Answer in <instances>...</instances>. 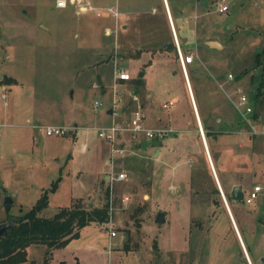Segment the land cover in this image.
<instances>
[{"label": "rangeland", "instance_id": "rangeland-1", "mask_svg": "<svg viewBox=\"0 0 264 264\" xmlns=\"http://www.w3.org/2000/svg\"><path fill=\"white\" fill-rule=\"evenodd\" d=\"M216 1L178 0V5L187 32L182 51L197 55L186 71L201 126L215 134L234 132L242 146L219 134L217 142H209L231 214L216 190L177 52L162 51L163 42H170L162 0H83L93 9L86 13L69 4L58 9L55 0H0V82L17 81L4 84L6 104L0 99V115L14 117L7 121L13 127L0 132V224L28 212L44 193L48 207L42 218L76 200L87 208L103 205L104 190L95 191L92 181L98 170L110 173V148L97 137L101 124L94 117L110 105L115 67L132 79L117 86L126 101L130 84L141 79L136 95L144 104L146 127L173 133L158 140L161 147L154 143L144 158L134 153L115 161L114 170L125 176L110 185L116 199L111 222L84 227L77 238L51 251L50 264H248L234 222L251 264H264V148L249 154L252 143L238 135L242 130L251 139L249 127L219 87L229 73L235 78L246 69L233 85L248 93L256 89L250 79L264 72V0H227L225 13L217 12ZM111 7L119 14L116 31L114 19L98 16ZM155 10L154 23L148 15ZM137 12H144L148 23L124 29L136 22ZM206 38L223 49H207ZM170 101L173 106L164 109ZM95 102L104 107L94 111ZM27 118L31 125H39L35 118L40 125L76 123V139L37 131L35 141L31 133L17 145L5 135L24 131ZM255 185L262 191L250 205L228 198L234 186L247 194ZM12 193L6 211L3 202ZM158 210L164 223L154 222ZM46 250L28 247V259L42 264Z\"/></svg>", "mask_w": 264, "mask_h": 264}, {"label": "built area", "instance_id": "built-area-1", "mask_svg": "<svg viewBox=\"0 0 264 264\" xmlns=\"http://www.w3.org/2000/svg\"><path fill=\"white\" fill-rule=\"evenodd\" d=\"M226 1L227 0L216 1V9L218 13H225L228 11V7L227 5H225ZM68 4L76 7L79 13H86L88 11L93 10L91 6L85 4L83 0H55V7L58 9H63ZM98 16L113 17L114 19H117L119 14L115 8L111 7L105 12L98 13ZM174 44L179 58L182 74L186 76V66L193 62L195 55L193 53H183L175 36ZM124 77V70L119 67H115L113 71V82L111 86V101L109 107L105 108L111 111L110 115L111 117H113L114 120L109 125L95 128L97 137L103 140L110 148L111 162L114 159H118L128 154H134L135 150L131 149L130 147L137 146L140 141H158L173 134L170 129H152L146 127V117L143 108L140 104L139 97L132 92H127L128 101H126L124 95L125 93L123 91L118 90L117 88L118 85H121V80ZM226 80L227 84H221L219 85V87L226 95L228 101L240 115L244 124L249 127L247 133L252 137L264 136V109L260 112L258 117L254 119L253 114L255 107L254 100L251 94L248 93L243 86L239 84L233 85L234 76L231 73L227 75ZM230 85H233L231 94L227 93V90L225 89ZM92 87L93 89H98V85L95 83ZM0 99L4 104H6L7 89L4 85H0ZM128 103H131L133 107L127 114L124 113L123 110L126 106H128ZM173 103V101H170L169 103L162 105V107L166 110L170 109L173 106ZM103 107L104 105L101 102H95L93 104L94 111H97L98 109ZM28 124L32 131H40L45 137L50 138H57L69 135L72 131L76 129L75 127H60L54 125H31V123ZM5 127L6 125L0 124V132ZM124 176V172L121 171L116 174L111 173L108 178L109 181L112 183L113 181H122L124 179ZM261 191L262 188L259 185H255L250 190H248L247 194L243 192L244 196L242 202L246 205L252 204ZM108 207L110 213L108 222H111V216L115 211L113 208L112 193H110ZM110 236L114 237L115 233L111 231Z\"/></svg>", "mask_w": 264, "mask_h": 264}, {"label": "trees", "instance_id": "trees-1", "mask_svg": "<svg viewBox=\"0 0 264 264\" xmlns=\"http://www.w3.org/2000/svg\"><path fill=\"white\" fill-rule=\"evenodd\" d=\"M165 48L167 51L171 49L176 50L173 41L170 43V46L168 45ZM262 56L263 53L256 55V66L261 65ZM247 73L246 69L241 71L235 76L234 81H238V79ZM250 80L252 84H256V89L250 92L255 107L253 118L256 119L264 109V72L258 80L253 76ZM0 83L11 85L14 81L10 78H4ZM142 84L140 78L133 81L130 84L132 93L136 94V90ZM242 125L245 126L243 122ZM202 128L211 159L216 169L215 163L217 159H215V154L209 142L215 140L218 134L213 133L203 123ZM250 137L254 139V137ZM155 142L159 144L158 141H153V143ZM103 193L104 204L101 207L89 206L87 208L82 200H76L70 207L60 209L49 219L39 216L48 207L47 195L44 193L28 212L10 219L13 220L14 226L0 238V264H37L32 260L30 261L27 255L28 247L33 245L46 247L47 250L42 264H48L51 258V251L64 247L70 240L77 238L81 229L91 224L102 225L108 222L110 216L108 200L112 190L107 187ZM228 198L231 199L230 197ZM115 204L116 199L113 197L114 210H116ZM4 208L7 211L9 206H4ZM138 210L141 211V209ZM59 264L65 263L60 262Z\"/></svg>", "mask_w": 264, "mask_h": 264}, {"label": "crops", "instance_id": "crops-1", "mask_svg": "<svg viewBox=\"0 0 264 264\" xmlns=\"http://www.w3.org/2000/svg\"><path fill=\"white\" fill-rule=\"evenodd\" d=\"M163 1V4H164V9H165V20H166V24H168V28H169V36H170V42H163V43H165V46L162 48L163 49V51L165 52V51H167L166 50V48L165 47H168V45H170V43H172V41L174 42V36L176 37V39L178 40V43H179V46H180V49H181V51H182V43H186L187 42V38H186V34H187V32H186V30H185V28L183 27V25H182V21L184 20V18H183V14H185V12L184 11H181L180 10V8H179V3H178V0H171V3H172V6L170 5V2H169V0H162ZM175 4L176 5H178V7L177 6H175ZM157 11L155 10V14H149L148 15V17L149 18H153V22L155 23V16H157ZM146 15H145V13L144 12H137V16L135 17V19L134 20H136V22H128L127 24H126V26L124 27V29H129L130 27H131V25L133 26V27H135L134 26V24H136V26H140V25H146L147 23H148V21L146 20V17H145ZM119 17V16H118ZM110 18H112V19H114L113 17H110ZM118 19V18H117ZM117 19H114L115 20V23H114V30L116 31V29H118V27H119V25H118V21H117ZM105 35H107V34H111V32L110 31H105V33H104ZM174 35V36H173ZM208 41H215L214 39H209V38H206V39H204L203 40V45L207 48V49H209V50H212V51H216L217 49H210L209 47H207L206 46V42H208ZM217 42V41H216ZM168 49V48H167ZM223 48L221 47V50H222ZM172 50H174V49H171V50H168V52H171ZM183 52V51H182ZM184 53V52H183ZM188 53H192V52H186L185 54H188ZM197 57V55L195 56V58ZM195 58H194V60H195ZM194 60H193V62L191 63V64H189V65H193V63H194ZM187 67V66H186ZM121 69H123L122 67H120ZM125 72V71H124ZM187 72V71H186ZM192 72L193 73H198V71L197 70H192ZM143 75V74H142ZM184 76V75H183ZM4 78V77H3ZM14 79L15 81H14V83L13 84H15V83H17V81H16V79L14 78V77H11V79ZM184 79H185V82H186V85H187V89H188V92H189V90H190V92H191V88H190V84H189V76H188V74H186V76H184ZM2 80V79H1ZM125 80H132V79H130L129 77H128V75L126 74V72H125V77L121 80V85L122 86H124V82H125ZM4 85V84H3ZM12 85V84H11ZM9 86V85H8ZM125 87V86H124ZM103 91H102V93L104 94V95H106V89H102ZM128 92H132V91H128ZM226 96V95H225ZM149 97V96H148ZM139 100H140V104H141V106H142V108L144 107L143 105V102H142V100L140 99V97H139ZM132 104L131 103H128V106H126L125 108H124V110H123V112L124 113H129V111L132 109ZM197 110V109H196ZM108 109H105L103 112H100V114H97V115H95V121H97V122H99L100 124H101V126H106V125H109L114 119H113V117H111V115L108 113ZM197 114H198V112H197ZM7 115H4V116H1L0 115V124L1 125H6V127L7 128H12L13 127V125L12 124H9L7 121L9 120V119H11V120H13V116L12 117H6ZM198 117H199V115H198ZM242 120V119H241ZM35 123H37V124H41L42 122L40 121V120H38V118H35ZM242 122H243V120H242ZM28 123H31V120L30 119H26V121H25V125L23 126V127H21V128H23V130L24 131H22V132H19V133H6V135L5 136H9V137H11L12 139H14L15 140V142L17 143V145H20L21 146V144H23L25 141H26V139H27V136H29V135H31V133H32V139L35 141V137H36V135H37V132H34V131H32L31 129H30V126H29V124ZM244 123V122H243ZM48 125H51V124H48ZM52 125H54V126H60V127H75L76 129L74 130V131H72L69 135H67V136H63V137H57V138H63V139H65V138H72V139H76V132H77V129H78V126H77V124L76 123H73V124H66V123H64V124H52ZM5 127V128H6ZM202 127V126H201ZM27 132H29V133H27ZM219 135H227V139H231L232 141H234V143L235 144H237L238 145V148H242V146H241V144H239V143H237L236 142V139H235V134H234V132H231V131H218L217 132ZM238 135H240L241 137H245V138H247V140H248V142H251L252 143V146H253V149L251 150V151H249V153H251L252 151L253 152H257V153H259L260 151H259V147L261 146V147H263L264 148V136H258V137H254V139H250V138H248V137H246V134L241 130V131H238ZM219 137H221V136H219ZM219 137H217L216 139H215V141L217 142L218 140H219ZM4 137H1V135H0V140L1 139H3ZM259 138H262V139H260V140H258ZM156 143V142H155ZM159 144V147H161L162 145H161V142H158ZM154 143H153V141H140V143L137 145V146H133V147H130L131 149H134L135 151H134V153H135V155H138V157H142V158H144V156H142V155H144V154H146L148 151H149V149H150V147L153 145ZM157 144V143H156ZM256 148V151H254V149ZM252 152V153H253ZM127 157H134V155L133 154H128V155H126ZM137 157V156H136ZM120 158H118V159H114L112 162L111 161H109L108 163L110 164V167H111V171H110V173H108V170L106 169V170H98V171H96L95 172V174H94V176H93V181H92V185L94 186V188H95V191H97V192H101V190H105L107 187H109L110 188V185L112 186L114 183H119V182H121V181H119V182H117V181H113L112 183L109 181V178H108V176H110V174L111 173H113V174H116V173H119V171L117 170V167H116V171L114 170L115 168H114V163H115V161L116 160H119ZM212 160V159H211ZM213 163V162H212ZM111 164H112V166H111ZM121 171H123V170H121ZM120 171V172H121ZM124 172V171H123ZM217 175V174H216ZM218 178V177H217ZM218 181H219V179H218ZM219 184H220V182H219ZM220 186H221V184H220ZM243 189V188H242ZM111 190H113L112 188H111ZM223 191V190H222ZM104 204V203H103ZM91 205H93V204H91ZM102 206V204L100 205V206H98V207H101ZM90 207H96V206H90ZM230 213V212H229ZM231 214V213H230ZM233 220V219H232ZM165 221H166V217H165ZM233 222H234V220H233ZM92 225V224H91ZM234 225H235V227H236V230H237V233L239 234V236H240V233H239V230H238V228H237V226H236V224H235V222H234ZM87 227V226H86ZM82 230V229H81ZM80 230V231H81ZM80 231H79V234H80ZM240 238H241V236H240ZM241 241H242V239H241ZM242 243H243V241H242ZM243 246H244V244H243ZM245 247V246H244ZM54 250V249H53ZM53 250H52V252H53ZM246 250V249H245ZM246 253H247V251H246ZM247 256H248V254H247ZM249 258V257H248ZM30 260V259H29ZM31 261V260H30ZM51 263V258H50V260H49V263L48 264H50ZM60 263V262H59ZM59 263H57V264H59Z\"/></svg>", "mask_w": 264, "mask_h": 264}, {"label": "water", "instance_id": "water-1", "mask_svg": "<svg viewBox=\"0 0 264 264\" xmlns=\"http://www.w3.org/2000/svg\"><path fill=\"white\" fill-rule=\"evenodd\" d=\"M206 46L209 47L210 49H221V45L216 42V41H208L206 42ZM142 76V74L140 75ZM189 96L191 98V102H192V106H193V111L195 113V117H196V121H197V125H198V128H199V132H200V135H201V140H202V143H203V147H204V152H205V156H206V159H207V162H208V165H209V168L211 170V174H212V177L214 179V182H215V185H216V188L219 192V194L221 195V198L223 200V203H224V206L227 210V212L229 213V208H228V204H227V201H226V198H225V195L222 191V188L219 184V181H218V178H217V175H216V172H215V169H214V166H213V163H212V160H211V156H210V153H209V150H208V147H207V143H206V140H205V136H204V133H203V130H202V127H201V123H200V120H199V117H198V114H197V110H196V106L193 102V99H192V96H191V92L189 90ZM109 114H111V111H108ZM250 154V153H249ZM16 196V194L12 193L8 196L5 197L4 199V202H3V205L4 206H10L13 202V198ZM243 189L241 186H234L232 187L231 189V193H230V198L233 202H241L243 201ZM230 214V213H229ZM154 222L157 223V224H161V223H164L165 222V216H164V212L162 210H158L157 214H156V217L154 219ZM234 225V224H233ZM14 226L13 224V220H9L7 223H2L0 224V238L8 231L10 230L12 227ZM234 229H235V233L237 235V238H238V241H239V244L242 248V251L245 255V258L247 260V263L248 264H251L248 256H247V253H246V250H245V247L243 246V243L241 241V238L239 236V234L237 233V230H236V227L234 225ZM264 262V261H263Z\"/></svg>", "mask_w": 264, "mask_h": 264}, {"label": "flooded vegetation", "instance_id": "flooded-vegetation-1", "mask_svg": "<svg viewBox=\"0 0 264 264\" xmlns=\"http://www.w3.org/2000/svg\"><path fill=\"white\" fill-rule=\"evenodd\" d=\"M261 260L264 261V257H262Z\"/></svg>", "mask_w": 264, "mask_h": 264}]
</instances>
